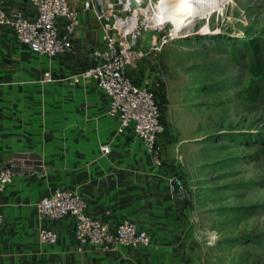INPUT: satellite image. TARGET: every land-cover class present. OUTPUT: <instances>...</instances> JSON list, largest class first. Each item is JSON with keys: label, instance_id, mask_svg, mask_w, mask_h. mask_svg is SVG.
<instances>
[{"label": "crops", "instance_id": "obj_1", "mask_svg": "<svg viewBox=\"0 0 264 264\" xmlns=\"http://www.w3.org/2000/svg\"><path fill=\"white\" fill-rule=\"evenodd\" d=\"M69 1L79 14L70 51L53 57L35 52L11 26L0 36V169L14 172L0 192V264H188L191 217L184 184L167 156L171 150L161 138L157 164L132 127L118 131L108 94L79 76L92 67L103 29L94 12L84 10L85 0ZM3 9L8 16H36L28 0H3ZM48 71L54 79L44 81ZM130 73L142 77L140 68ZM174 177L183 184L179 198L172 192ZM56 187L78 190L88 212L113 229L124 218L137 222L151 243L114 250L80 246L73 216H37L36 202ZM41 226L55 230L57 241H40Z\"/></svg>", "mask_w": 264, "mask_h": 264}, {"label": "rangeland", "instance_id": "obj_2", "mask_svg": "<svg viewBox=\"0 0 264 264\" xmlns=\"http://www.w3.org/2000/svg\"><path fill=\"white\" fill-rule=\"evenodd\" d=\"M177 20L157 24L170 36L159 50L144 33L148 54L134 79L166 92L161 138L186 190L188 264H264V155L226 137L264 130V102L246 99L260 78L227 43L264 35V0H215L188 27Z\"/></svg>", "mask_w": 264, "mask_h": 264}, {"label": "built area", "instance_id": "obj_3", "mask_svg": "<svg viewBox=\"0 0 264 264\" xmlns=\"http://www.w3.org/2000/svg\"><path fill=\"white\" fill-rule=\"evenodd\" d=\"M36 10L35 18L21 13L8 16L0 0V36L5 26H11L20 42L33 51L50 57L72 49L75 31L79 25L78 11L69 0H28ZM158 0H85L84 10H92L103 29V44L94 48L93 56L99 60L95 67L79 73L83 79L92 78L110 98L109 112L119 122L118 131L132 127L142 139L147 151L157 164H162L160 139L166 132L155 91L149 83L134 79L130 69L137 68L148 51L141 46L146 31L151 32V49L159 50L169 41L166 34L159 36L164 24L156 25L151 19ZM48 71L44 81L53 80ZM103 154L110 152L108 144L102 145ZM11 166L0 169V192L13 179ZM0 202V228L3 224ZM40 220L75 218V237L80 246L92 243L104 250H114L119 244L147 246L151 235L129 218L122 219L112 228L107 220L91 215L88 202L78 191L56 187L49 195L36 202ZM39 239L54 243L58 239L55 230L41 226Z\"/></svg>", "mask_w": 264, "mask_h": 264}, {"label": "trees", "instance_id": "obj_4", "mask_svg": "<svg viewBox=\"0 0 264 264\" xmlns=\"http://www.w3.org/2000/svg\"><path fill=\"white\" fill-rule=\"evenodd\" d=\"M230 52L233 57H239L240 53L247 57L249 71L260 78V83L251 89L246 99L251 104H257L259 101L264 102V35L257 36L251 39L244 38L242 41L228 40ZM161 90V92H159ZM159 91H155L156 99L158 101L162 120L166 125L165 111L167 106V96L163 85ZM226 137L231 141H238L246 143L253 148H257L259 155H264V130L248 131V132H230L226 133Z\"/></svg>", "mask_w": 264, "mask_h": 264}, {"label": "bare ground", "instance_id": "obj_5", "mask_svg": "<svg viewBox=\"0 0 264 264\" xmlns=\"http://www.w3.org/2000/svg\"><path fill=\"white\" fill-rule=\"evenodd\" d=\"M214 1L215 0H158L157 6L154 9V15L151 14V19L157 25L166 17L178 18L175 28L182 30L188 27L193 19L201 15L202 11L207 10Z\"/></svg>", "mask_w": 264, "mask_h": 264}, {"label": "water", "instance_id": "obj_6", "mask_svg": "<svg viewBox=\"0 0 264 264\" xmlns=\"http://www.w3.org/2000/svg\"><path fill=\"white\" fill-rule=\"evenodd\" d=\"M98 63H99V60L94 58V60L92 61V66L95 67L98 65ZM171 185H172V192L176 196V198L182 197L183 184L180 181V179L178 177L172 178Z\"/></svg>", "mask_w": 264, "mask_h": 264}]
</instances>
